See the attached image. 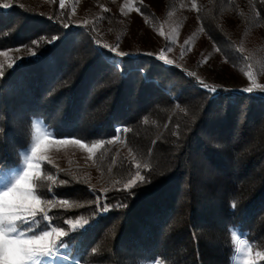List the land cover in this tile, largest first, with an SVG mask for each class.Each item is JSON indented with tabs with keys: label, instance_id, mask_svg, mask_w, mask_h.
<instances>
[{
	"label": "trees",
	"instance_id": "trees-1",
	"mask_svg": "<svg viewBox=\"0 0 264 264\" xmlns=\"http://www.w3.org/2000/svg\"><path fill=\"white\" fill-rule=\"evenodd\" d=\"M57 8H0V51L35 53L0 77V166L22 163L35 119L56 139L114 142L117 127L128 129L120 151L105 143L96 155L110 173L105 202L126 208L102 216L95 194L103 193L90 191L89 173L59 172L69 183L54 192L71 210L51 212L70 256L82 264H233L240 232L264 264V91L210 94L183 68L146 55L122 58L118 70L93 30L65 27ZM197 18L233 67L260 72L264 0H207ZM137 163L149 182L133 197L115 191ZM45 168L57 171L45 162L41 175ZM66 218L78 221L75 231Z\"/></svg>",
	"mask_w": 264,
	"mask_h": 264
},
{
	"label": "rangeland",
	"instance_id": "rangeland-1",
	"mask_svg": "<svg viewBox=\"0 0 264 264\" xmlns=\"http://www.w3.org/2000/svg\"><path fill=\"white\" fill-rule=\"evenodd\" d=\"M206 1L64 0V8L61 9L59 0H0V5H10L8 8L2 6L0 8L8 11L15 6L33 7L51 14L55 11V7L57 8L58 2L57 11L61 23L90 27L96 36V48L111 54L109 57L111 60L121 61L125 57L141 55L152 56L166 64L167 61H172L169 65L194 73V76L209 87L215 86L217 89L232 91H243L251 87L253 91H264V65L258 73L233 67L204 33L197 12ZM258 34L264 38V32ZM103 45L108 47L105 48ZM117 46L118 51L131 55L116 56L110 48ZM32 53L33 50L21 48L0 51V71L4 72L20 61L32 57ZM161 56L163 59L159 58ZM19 57L22 59H17ZM33 128V137L38 135L37 129L41 133L48 129L40 119L34 120ZM125 133H120L119 138L111 145L117 152L124 147ZM49 139L60 140L55 137ZM100 150L101 147L89 152L73 144L50 142L44 145L42 155L47 156L51 161L50 164L56 167V172L81 170L89 173L90 191L94 194L96 191H101L104 194L109 191L106 187V179L110 173L107 171V175H103V171L99 169L103 159L98 160L96 155ZM2 187L3 178L0 177V188ZM103 194L99 196L101 203H105ZM97 197L98 195L95 194V200ZM106 213L100 212L102 216ZM241 241L244 243H240ZM233 242L235 248L233 264H259L261 256L252 251L243 234L233 232ZM44 264L82 263L76 257L70 256L69 249L64 246L55 256L46 258Z\"/></svg>",
	"mask_w": 264,
	"mask_h": 264
},
{
	"label": "snow or ice",
	"instance_id": "snow-or-ice-1",
	"mask_svg": "<svg viewBox=\"0 0 264 264\" xmlns=\"http://www.w3.org/2000/svg\"><path fill=\"white\" fill-rule=\"evenodd\" d=\"M4 8L10 7L9 4L0 5ZM59 6L64 8V0H59ZM139 11V9H137ZM107 11V9H105ZM65 27L68 25L65 24ZM53 37L49 43L54 42ZM38 43V41H33ZM107 48L108 45H103ZM110 51L118 57L131 55L130 53L118 51V46L110 48ZM32 55H35L33 52ZM151 55V53H148ZM163 59V56L159 57ZM17 59H22L19 57ZM111 63L118 69H121L122 61L112 60ZM171 64L172 61H167ZM12 65H9L11 67ZM142 71V70H141ZM3 72L0 71V76ZM191 75H195L192 73ZM201 85L208 90L210 94L218 90L215 86L209 87L200 81ZM231 91V90H225ZM246 92H253V88L243 89ZM128 131L126 128L117 127V137L119 134ZM38 135L33 137L29 146L24 148L19 156L22 157V163L13 165L0 166V177L3 178V187L0 188V264H44L46 258L55 256L65 242L61 239L68 233L64 230L62 224L55 222L58 217L51 210L57 212L70 211L71 201L69 198H59L56 196L54 189L69 183L68 180H60L59 172L53 174L51 169L45 168L44 174L41 175V165L48 160L47 156L42 155V150L47 143L73 144L81 149H87L93 152L105 143L111 144L113 140H99L95 142H85V138L50 140L57 133L50 128L43 133L37 129ZM91 144V146H89ZM135 173L132 175L121 188H115V191L125 192L127 196L136 195L132 190L149 182L147 177L142 174L140 164L133 165ZM18 168L19 171H15ZM148 165H144V170ZM15 172V174H12ZM50 182V185H49ZM119 183V181H117ZM94 191V190H93ZM103 196L106 198L107 193ZM91 203V202H90ZM95 203L97 208L95 212H108L115 209L126 208L127 204L117 202L115 206L103 203L101 207V197H97ZM235 209V202L232 204ZM51 213V214H50ZM71 230L75 231L78 221L73 223L72 219H65ZM240 243H244L241 241ZM259 255V253H257Z\"/></svg>",
	"mask_w": 264,
	"mask_h": 264
}]
</instances>
